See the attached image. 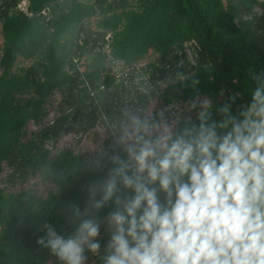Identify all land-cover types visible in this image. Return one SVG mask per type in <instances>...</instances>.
Segmentation results:
<instances>
[{
    "label": "trees",
    "instance_id": "1",
    "mask_svg": "<svg viewBox=\"0 0 264 264\" xmlns=\"http://www.w3.org/2000/svg\"><path fill=\"white\" fill-rule=\"evenodd\" d=\"M22 1L28 2L27 12L19 8ZM91 1L0 0V175L7 163L11 181L40 176L56 188L45 196L32 190L7 194L0 188V264H62L37 244L45 234L40 229L49 223L61 235H70L74 225L66 206L76 203L83 209L85 186L103 179L111 165L86 170L91 159L68 149L53 153L48 143L91 130L98 119L120 125L129 107L121 102L116 76L106 70L108 58L131 66L153 51L157 61L148 68L161 75H149L166 84L163 103H195L205 97L215 119L221 118L216 109L233 96V112L250 103L254 76L264 72V13L252 15L257 0ZM93 16L101 33L93 34L85 25ZM108 34L106 54L98 43ZM187 44H194L198 53L190 68ZM80 58L86 66L78 76L75 63ZM19 59L29 60V66L17 68ZM55 94L61 96L57 117L28 136L25 130L32 122L41 124ZM145 106L142 102L137 109L145 114ZM24 135L26 141L21 140ZM113 209L110 202L96 213L100 223ZM108 239L100 242L101 256ZM96 264H102L100 256Z\"/></svg>",
    "mask_w": 264,
    "mask_h": 264
},
{
    "label": "clouds",
    "instance_id": "2",
    "mask_svg": "<svg viewBox=\"0 0 264 264\" xmlns=\"http://www.w3.org/2000/svg\"><path fill=\"white\" fill-rule=\"evenodd\" d=\"M254 80L250 103L233 112L231 97L220 119L208 99L191 105L196 122L124 110L113 144L85 166L110 164L106 176L85 186L83 209L66 206L74 231L45 223L37 244L62 264H86V252L102 264H264V72ZM110 202L101 256L96 213Z\"/></svg>",
    "mask_w": 264,
    "mask_h": 264
},
{
    "label": "rangeland",
    "instance_id": "3",
    "mask_svg": "<svg viewBox=\"0 0 264 264\" xmlns=\"http://www.w3.org/2000/svg\"><path fill=\"white\" fill-rule=\"evenodd\" d=\"M225 2L227 3L228 0H225ZM237 6H238L237 14H241L242 7H240L239 5ZM27 7H28L27 2H23V1L19 6V8L22 9L23 11H27ZM253 7L254 10L252 15L261 16L264 13V6H261L260 2L255 3ZM85 25H87L91 29L93 34L97 32L100 33L102 32L97 27V16H93L92 18L86 20ZM109 41H110V34H108L105 37V39L101 40L98 43L99 45L103 46V51L106 52V54L110 53ZM83 43H84V38L82 37L80 40V44ZM2 45H3V36L0 25V53H1ZM185 53H186L185 58L187 62L190 63L189 64L190 66L188 68H190L192 65H195L196 58L198 56V53L195 49V45L187 44L185 46ZM156 61H157V57L154 55L153 51H151L144 59L134 63L131 66L126 65L122 61L112 60L111 58H108L106 63V70L109 74L115 75L117 78L116 86L118 87V91L120 93L121 102L126 103V105L132 109H137V107L142 102H146V106L144 110L145 114L155 115L160 111H164L166 116L169 117L180 116L182 119H184L187 117L192 118L193 116H196L197 112L199 111V108L197 107L196 109H192L191 105L193 103L174 102L167 105L163 103L160 94L163 91V89L166 87V84H164L162 81L156 83V81L150 78V75L153 76V73H154V77L157 78L158 76L161 75V72L148 68ZM180 62L182 61L180 60ZM29 64H30L29 60L19 59L16 67L17 68L25 67V66H29ZM76 64H77V72L79 73L78 76H81L84 73L86 65L84 64L82 58L77 59L75 65ZM161 68L163 69L165 67H161ZM166 69H168V67H166ZM144 72L148 74L142 75ZM0 73H1V69H0ZM146 96H150V99L147 100ZM204 99L207 98L202 97L198 99L195 103H197L198 105L199 101H202ZM60 102H61V96L59 94H55L51 98V103L46 105L48 109V114L46 117H43V119L49 117L50 119L54 120L58 115L57 110L59 109ZM156 118L159 119L158 116ZM43 119L41 125L33 122L29 124L27 130H25L26 132H28V136L45 127L43 124ZM113 124H115L117 128H119L116 122L112 123L109 118L98 119V122L93 129L65 134L59 140H57L55 144H53L54 142L51 143L49 142L48 145L52 147L50 149H52L53 153L57 152L58 150L68 149L76 154L83 155L85 159H92L101 148L106 149L109 144L114 142V138L112 135L113 130L111 128V125ZM26 135L22 136L21 140L26 141L27 138ZM3 166L4 169L0 175V188L4 189L7 194L15 195L16 193H19L23 190H32L35 192L34 194L36 195L45 196L48 195V193L51 192L52 190L54 191L56 190V188L52 184L45 183L40 176H33L25 181H21L20 179L11 181V178L13 177L12 168H10L7 163H4ZM108 236L109 233L106 231V219H105L103 222H101L100 236L98 237V239L101 242L102 239H107ZM87 256H88V260L86 264H96L95 255L89 253L87 254Z\"/></svg>",
    "mask_w": 264,
    "mask_h": 264
},
{
    "label": "built area",
    "instance_id": "4",
    "mask_svg": "<svg viewBox=\"0 0 264 264\" xmlns=\"http://www.w3.org/2000/svg\"><path fill=\"white\" fill-rule=\"evenodd\" d=\"M52 122H53V120L50 119L49 117L43 119V124H44L45 127L48 126V125H50ZM41 123H42V122H41ZM40 125H41V124H40ZM40 125H39V126H40Z\"/></svg>",
    "mask_w": 264,
    "mask_h": 264
}]
</instances>
